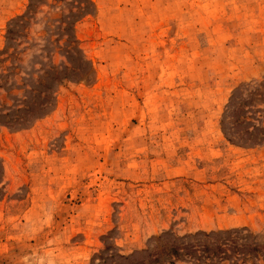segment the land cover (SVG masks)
Listing matches in <instances>:
<instances>
[{
	"label": "rangeland",
	"instance_id": "1",
	"mask_svg": "<svg viewBox=\"0 0 264 264\" xmlns=\"http://www.w3.org/2000/svg\"><path fill=\"white\" fill-rule=\"evenodd\" d=\"M30 1L0 0V108L66 61L75 0L38 1L10 42ZM91 1L74 25L91 76L60 85L30 127L0 126V264H92L166 231L264 241V144L221 126L233 94L264 78V0Z\"/></svg>",
	"mask_w": 264,
	"mask_h": 264
},
{
	"label": "trees",
	"instance_id": "2",
	"mask_svg": "<svg viewBox=\"0 0 264 264\" xmlns=\"http://www.w3.org/2000/svg\"><path fill=\"white\" fill-rule=\"evenodd\" d=\"M31 0L27 12L12 19L8 25L10 42L25 29L28 15L37 8ZM77 11H71L61 20L65 36L63 55L66 61L60 66L50 64L36 79L22 78L21 97L10 106L0 108V126L26 129L47 115L55 106L56 93L66 81L90 77L93 67L79 47L74 25L93 10L91 0H75ZM7 49L0 52V55ZM15 55L11 53V56ZM4 86L0 84V89ZM6 90V89H5ZM10 92L9 89L6 90ZM225 137L233 144L257 146L264 144V78L242 85L231 97L221 121ZM3 168L0 163V182ZM147 249L130 256L111 254L97 256L100 264L108 258L110 264H264L263 236L246 228L204 232L180 236L166 231L154 239ZM103 254V253H101Z\"/></svg>",
	"mask_w": 264,
	"mask_h": 264
}]
</instances>
